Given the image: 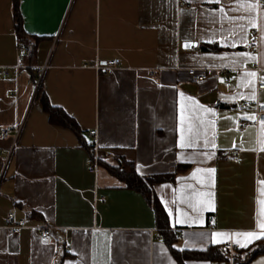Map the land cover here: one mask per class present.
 <instances>
[{
  "label": "crops",
  "instance_id": "crops-1",
  "mask_svg": "<svg viewBox=\"0 0 264 264\" xmlns=\"http://www.w3.org/2000/svg\"><path fill=\"white\" fill-rule=\"evenodd\" d=\"M258 1L17 0L18 40L12 0H0V128L19 124L0 137V264H178L163 232L174 249L208 253L181 264H264V253L243 260L259 238L240 235L264 233V133L246 118L264 103ZM95 57L119 63L81 66ZM93 145L101 161L130 162L147 197L98 162L87 170ZM8 212L51 227L47 239L12 233Z\"/></svg>",
  "mask_w": 264,
  "mask_h": 264
},
{
  "label": "built area",
  "instance_id": "built-area-1",
  "mask_svg": "<svg viewBox=\"0 0 264 264\" xmlns=\"http://www.w3.org/2000/svg\"><path fill=\"white\" fill-rule=\"evenodd\" d=\"M258 4L262 7H264V0H260L258 1ZM248 48L251 51H256L257 48V38H256V33L253 32L252 33V37L251 40L248 43ZM18 54L23 55V54H29V49L28 48H18L17 49ZM119 63L117 58H110V59H105L103 61H99L96 57L93 59L91 64H81L82 67H90L92 68L94 71L98 72V73H105L107 72L109 69L117 66ZM19 67V65H14L13 69L16 70V68ZM7 67L4 66H0V72L2 74H6L7 73ZM37 74L35 76V82H34V88L37 86V82L39 80V76L40 73L42 72V67H38L36 68ZM186 73L190 76V78L194 81H200L202 79L205 78V73L203 72H195L194 69H187ZM255 89H264V80H256L255 81ZM253 114L255 117V122H260L262 119H264V103H255L253 105ZM19 130V124L15 123L13 125H5L3 127L0 128V137H7V136H12L15 137L16 134L18 133ZM88 134L90 136L94 135V130L90 129L88 131ZM235 152V151H234ZM8 155H9V150L7 151H0V159L2 161V163H5V161L8 159ZM118 161V159H117ZM97 162V156L95 153V148L93 145V151L90 157V161L86 166V169L89 171H94L95 170V165ZM212 220V217H208V221L210 222ZM4 223L5 226L9 228V230L12 233H17L18 230L22 227H27L28 229L31 230H36L38 232V236L41 240H45L47 239L50 229L51 227L49 226H41V227H37V226H33V225H26L23 219H17L14 220L12 213L8 212L5 216L4 219ZM209 227L212 229L213 226L212 224H209ZM222 247L226 250H230L232 248L230 243H226L223 244Z\"/></svg>",
  "mask_w": 264,
  "mask_h": 264
},
{
  "label": "trees",
  "instance_id": "trees-1",
  "mask_svg": "<svg viewBox=\"0 0 264 264\" xmlns=\"http://www.w3.org/2000/svg\"><path fill=\"white\" fill-rule=\"evenodd\" d=\"M16 1L17 0H12L13 26H14L15 36L17 37L18 40H21L25 36L19 27V14L17 12ZM202 48L208 49V48H211V46L210 45H202ZM29 50H30L29 51V54H30L31 49L29 48ZM51 109H52L51 106L46 107V110H48L50 112L52 111ZM50 112H48V113H50ZM52 114L53 113L49 114L50 119H51ZM60 118H65V122L64 121L63 122L66 124H70L69 119L67 118L66 115L62 114V116H60ZM84 146L88 150L91 149V147H89L88 144L84 143ZM97 162H98V164H102L112 176H114L116 179L121 181L124 185L141 191L147 197V188L145 187V184L142 182V180L134 172L132 164L130 162L118 160V161L110 164V163H106L104 161H101L99 159V157L97 159ZM154 206H155V210H157V205H154ZM158 213H160L159 210H158ZM162 239L165 242V244L169 247L170 251L172 252V254H173V256L176 259L178 264H181V259L186 257V256L194 255V256H198V257L199 256L203 257V256L208 255V253L206 251L193 253V252H186V251H181V250L172 248L171 243L173 242V237L167 232L162 233ZM260 253H264V235H262L251 246H249V247H247V249H245L243 260L245 261V260L255 256L256 254H260ZM56 264H61V263L58 262Z\"/></svg>",
  "mask_w": 264,
  "mask_h": 264
},
{
  "label": "snow or ice",
  "instance_id": "snow-or-ice-1",
  "mask_svg": "<svg viewBox=\"0 0 264 264\" xmlns=\"http://www.w3.org/2000/svg\"><path fill=\"white\" fill-rule=\"evenodd\" d=\"M216 2H219V0H216ZM249 9H254L256 7L255 4H252V5H249L248 6ZM249 75H252V76H255L256 74L255 73H250ZM253 99H255V96L252 97ZM205 111H211V109H206ZM247 119H251V120H255V117L254 116H248L246 117ZM261 125H262V133H264V119H262L260 121ZM191 130V129H190ZM261 144H262V148L261 150L264 151V140L261 141ZM191 143L189 144H184L182 143L181 144V147H191ZM201 171V169H197V172ZM208 172L210 173H214L215 172V169H208L207 170ZM264 183V182H262ZM262 192H264V190H262ZM211 195V194H209ZM262 204H264V201H261ZM258 227L262 230H264V220L258 222ZM262 235H264V233H261ZM217 235H220V234H217ZM242 236H244L247 240H251V239H254V238H260V235H258L257 233L255 232H247V233H243V234H240ZM241 246H246V245H241Z\"/></svg>",
  "mask_w": 264,
  "mask_h": 264
},
{
  "label": "water",
  "instance_id": "water-1",
  "mask_svg": "<svg viewBox=\"0 0 264 264\" xmlns=\"http://www.w3.org/2000/svg\"><path fill=\"white\" fill-rule=\"evenodd\" d=\"M190 45H194V44L190 43V42H183L182 43V47H184V48L189 47Z\"/></svg>",
  "mask_w": 264,
  "mask_h": 264
}]
</instances>
